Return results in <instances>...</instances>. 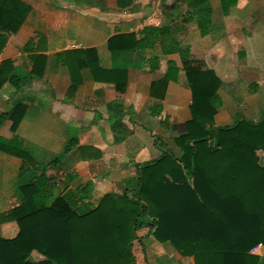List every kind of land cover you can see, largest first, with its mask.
<instances>
[{
	"label": "crops",
	"instance_id": "obj_1",
	"mask_svg": "<svg viewBox=\"0 0 264 264\" xmlns=\"http://www.w3.org/2000/svg\"><path fill=\"white\" fill-rule=\"evenodd\" d=\"M22 1L31 11L16 32L6 34L0 64L11 60L17 71H32L35 77L19 89L8 82L1 85L0 111L18 107L22 117L14 132L6 119L0 136L19 140L38 163L59 155L71 136L82 137L81 147L46 172L57 193L92 182L84 204L96 205L106 194L132 195L143 163L159 158L165 145L176 156L182 154L174 138L191 119L185 59L179 52H162L158 44L113 53V36L133 32L138 37L147 26H170L179 46L188 50L192 66L219 79L216 92L222 104L214 116L216 126L264 118V0H206L211 15L204 35L191 0ZM75 49L93 50L104 70L126 68L124 90L96 81L88 67L75 72L80 79L75 83L69 72V65L77 62L69 54ZM170 62L178 68L176 81L165 79ZM114 101L130 107L121 120L131 133L118 140L108 108ZM157 105L160 110L152 109ZM20 166V158L0 151V215L19 204L14 190ZM18 232L15 220L0 221V237ZM144 243L148 264H194L192 256L180 255L170 241L160 242L150 234ZM252 252L263 264L264 245Z\"/></svg>",
	"mask_w": 264,
	"mask_h": 264
},
{
	"label": "trees",
	"instance_id": "obj_2",
	"mask_svg": "<svg viewBox=\"0 0 264 264\" xmlns=\"http://www.w3.org/2000/svg\"><path fill=\"white\" fill-rule=\"evenodd\" d=\"M192 1L204 35L211 8L206 0ZM30 11L22 0H0V53L6 34L16 32ZM157 44L162 52H179L185 59L191 119L174 138L182 154L176 156L165 145L159 158L141 165L139 186L132 195L106 194L94 205L84 204L91 197L92 182L57 193L46 174L83 145L82 137L71 136L59 155L38 163L19 140L0 136V151L21 159L14 190L19 204L0 215V221L15 220L19 232L12 238L0 237V264H148L144 238L150 234L160 242L170 241L180 255L192 256L194 264H261L260 255L252 251L264 245V159L257 153L264 150V118L216 126L214 116L222 104L216 92L219 79L192 66L188 50L179 46L170 26H147L138 37L133 32L113 36L109 48L116 53ZM69 54L77 61L74 67L69 65L75 83L80 80L75 72L88 67L96 81L124 90L126 68L102 69L91 49ZM177 73L170 62L165 79L176 81ZM34 77L32 71H17L11 60L0 64V87L8 82L19 89ZM108 108L120 135L116 139L131 133L121 120L130 107L114 101ZM154 108L160 110L159 105ZM21 117L18 107L0 111V127L10 119L14 132ZM166 122L162 120L167 128Z\"/></svg>",
	"mask_w": 264,
	"mask_h": 264
},
{
	"label": "rangeland",
	"instance_id": "obj_3",
	"mask_svg": "<svg viewBox=\"0 0 264 264\" xmlns=\"http://www.w3.org/2000/svg\"><path fill=\"white\" fill-rule=\"evenodd\" d=\"M257 153L264 159V150H258ZM36 257V256H35ZM36 259V258H35ZM264 264V263H263Z\"/></svg>",
	"mask_w": 264,
	"mask_h": 264
}]
</instances>
